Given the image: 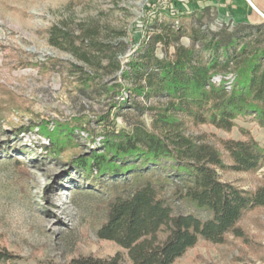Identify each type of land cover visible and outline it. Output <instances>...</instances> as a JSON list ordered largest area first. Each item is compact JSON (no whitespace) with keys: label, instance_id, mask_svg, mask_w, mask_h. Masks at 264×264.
Returning <instances> with one entry per match:
<instances>
[{"label":"rangeland","instance_id":"374dc122","mask_svg":"<svg viewBox=\"0 0 264 264\" xmlns=\"http://www.w3.org/2000/svg\"><path fill=\"white\" fill-rule=\"evenodd\" d=\"M258 2L264 21V1ZM252 10L247 0H0V250L20 257L2 264L127 255L97 237L108 196L88 188L73 161L102 149L105 115L119 131L139 122L151 128L154 111L143 108H158L167 99L138 96L134 82L110 63L116 60L126 71L157 21L174 18L175 27L188 32L192 25L217 31L249 23ZM52 38L63 46L52 45ZM181 43L190 44L187 37ZM155 54L163 57L161 46ZM72 64L94 81L82 83ZM86 121H92V133L84 130ZM59 127L70 133L73 147L56 154L47 138ZM186 127L189 135L206 134L212 142L245 140L248 132L264 149V127L252 116L239 118L230 133L211 125ZM219 175L251 192L264 185V168ZM178 212L210 217L184 206ZM240 226L244 239L229 235L220 245L200 240L176 264H264V208L248 212Z\"/></svg>","mask_w":264,"mask_h":264},{"label":"trees","instance_id":"16d2710c","mask_svg":"<svg viewBox=\"0 0 264 264\" xmlns=\"http://www.w3.org/2000/svg\"><path fill=\"white\" fill-rule=\"evenodd\" d=\"M173 19L156 22L126 71L120 62L110 63L123 79L134 82L138 96L167 99L158 108H143L154 111L151 128L139 122L119 131L105 115L100 119L105 134L102 149L73 161L86 186L108 196L97 237L116 243L127 255L80 257L69 264H176L200 240L220 245L229 235L244 239L242 219L264 208V185L251 192L219 175L264 168V149L250 133L244 132L245 140L212 142L206 134L189 135L186 127L211 125L230 133L246 116L264 127V21L258 17L217 31L192 25L188 32L175 27ZM185 37L188 46L181 43ZM50 42L63 46L53 38ZM157 46L162 58L155 54ZM74 54L89 62L78 49ZM71 68L83 75L82 83L94 81L81 67ZM91 122L84 123L89 133ZM55 130L47 139L56 154L73 147L70 133ZM178 206L210 217L178 212ZM19 259L0 250V264Z\"/></svg>","mask_w":264,"mask_h":264},{"label":"crops","instance_id":"0c3cea01","mask_svg":"<svg viewBox=\"0 0 264 264\" xmlns=\"http://www.w3.org/2000/svg\"><path fill=\"white\" fill-rule=\"evenodd\" d=\"M248 2H249L250 5L253 7V9H254V7L257 8V6H259V2H258V0H255V1L253 0V2L249 0ZM257 9H258V8H257ZM255 12H257V11H255V10H252V11H251L249 17L247 18V20H248L249 22H255V21H257L258 17H257L256 14H258V12H257L256 14H255Z\"/></svg>","mask_w":264,"mask_h":264},{"label":"water","instance_id":"95a60500","mask_svg":"<svg viewBox=\"0 0 264 264\" xmlns=\"http://www.w3.org/2000/svg\"><path fill=\"white\" fill-rule=\"evenodd\" d=\"M263 1H264V0H263ZM254 10H255V11H257V12H258L260 15H262V16H263V14H262V13H260L256 7H254Z\"/></svg>","mask_w":264,"mask_h":264},{"label":"built area","instance_id":"2783aa9c","mask_svg":"<svg viewBox=\"0 0 264 264\" xmlns=\"http://www.w3.org/2000/svg\"><path fill=\"white\" fill-rule=\"evenodd\" d=\"M247 1H249V0H247ZM228 26V25H227ZM231 27H234L235 26V24H232V25H230ZM220 80H218V82H219Z\"/></svg>","mask_w":264,"mask_h":264}]
</instances>
